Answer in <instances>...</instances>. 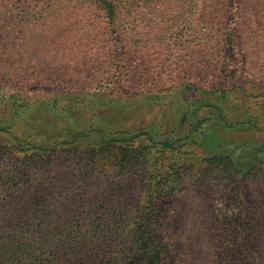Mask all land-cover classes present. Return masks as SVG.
<instances>
[{"label":"rangeland","instance_id":"374dc122","mask_svg":"<svg viewBox=\"0 0 264 264\" xmlns=\"http://www.w3.org/2000/svg\"><path fill=\"white\" fill-rule=\"evenodd\" d=\"M0 145V216L97 213L39 264H150L121 232L169 171L168 264H264V0H0Z\"/></svg>","mask_w":264,"mask_h":264},{"label":"trees","instance_id":"16d2710c","mask_svg":"<svg viewBox=\"0 0 264 264\" xmlns=\"http://www.w3.org/2000/svg\"><path fill=\"white\" fill-rule=\"evenodd\" d=\"M223 158V155H214L213 159L221 161ZM176 179L173 171L162 173L158 181L160 184L156 185L155 189H149L151 198L147 201L150 202L136 211L132 225H128L121 232L122 239L132 240V243L134 242L147 256L150 264H168V245L158 234L160 207L153 196L164 191L168 184L172 187ZM53 185L54 183L48 186L49 193L54 195L52 200L60 202L55 197L57 190H53L57 189V186ZM74 200L75 198L69 197V202L54 207L20 209L15 214L5 212L1 215L0 264H39L46 254H50L55 259L63 255H79L86 246L93 243L86 235L92 230L84 229L82 224L87 225L93 222L96 211H89L90 213L86 216L78 217L79 228L72 229L73 235L69 236L70 239H62V233L74 227L76 223L74 218L79 213V207ZM126 229H128L127 233H125ZM100 239L98 236L99 242H101ZM262 253L264 252L261 251ZM261 254L258 256L260 263L264 259Z\"/></svg>","mask_w":264,"mask_h":264}]
</instances>
